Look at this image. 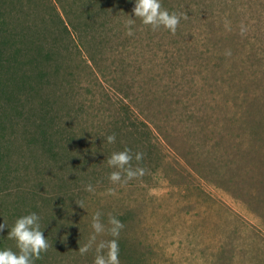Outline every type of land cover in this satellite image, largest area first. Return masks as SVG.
<instances>
[{
    "label": "rangeland",
    "instance_id": "1",
    "mask_svg": "<svg viewBox=\"0 0 264 264\" xmlns=\"http://www.w3.org/2000/svg\"><path fill=\"white\" fill-rule=\"evenodd\" d=\"M161 5L174 33L130 17L134 0H0V223L39 215L34 264H264V0ZM51 116L58 157L35 138ZM125 147L142 175L108 165Z\"/></svg>",
    "mask_w": 264,
    "mask_h": 264
},
{
    "label": "clouds",
    "instance_id": "2",
    "mask_svg": "<svg viewBox=\"0 0 264 264\" xmlns=\"http://www.w3.org/2000/svg\"><path fill=\"white\" fill-rule=\"evenodd\" d=\"M134 15L132 18L139 17L141 22L145 25H150L153 30L163 26L171 32H175L180 21V16L175 12H169L161 5V0H134V7L132 9ZM135 23L134 19L126 21V31L129 36L133 34L132 25ZM108 143H114L116 136L110 133L104 137ZM143 153L136 152L135 159L140 160ZM133 159L131 149L125 147L122 151L112 152L107 158V163L110 167L115 169H123L126 173V179H131L136 175H142L143 168L133 170L129 164ZM121 171H112L109 173V180L112 182L121 181ZM87 191H93L91 184L85 185ZM100 213L96 212L92 218V228L95 232L103 230V225L100 222ZM110 222L113 224L112 232L114 235L118 234L119 229L123 227L122 223L116 218L111 217ZM7 226V236L16 241L18 251L11 249H0V264H34L36 259H39L41 253L48 248L46 236L40 227V217L36 212H29L28 214L17 217L9 229L6 223H0V231ZM115 242H113L114 248ZM89 245L85 244L79 246L81 254L87 252ZM95 264H119L116 251L110 253L108 260L103 257H97Z\"/></svg>",
    "mask_w": 264,
    "mask_h": 264
},
{
    "label": "trees",
    "instance_id": "3",
    "mask_svg": "<svg viewBox=\"0 0 264 264\" xmlns=\"http://www.w3.org/2000/svg\"><path fill=\"white\" fill-rule=\"evenodd\" d=\"M65 9H67V8H65ZM2 17H3V15L2 16L0 15V21L4 20ZM61 19H62L61 21L63 22V29L65 31H68L69 26H72L75 30L77 29V27H78V26H76L77 24H74L72 21L67 23L64 21V18H62V17H61ZM81 23H83V22L81 21ZM2 24L4 25L3 22H2ZM86 24H89V23L86 22ZM5 35H7V34L4 33V34L0 35V67H2L4 64L6 49L8 48V46H11L10 39L8 37H6ZM50 51L47 50L44 54V56L47 57V60L51 59V57H52V53H50ZM15 57H16V54H15ZM43 73H45V72H43ZM55 119H56L55 116H51L49 118V120L44 125H42V127L39 129L38 137L36 136L35 138L38 139V141H40L43 148H45L47 150V152H49L50 154H53L54 157H58V155L60 153H64V148H65V151H66V149H68L69 145L65 146L59 139H56L54 137L56 131H58L55 129ZM45 125H47V126L45 127ZM145 125L148 127L147 124H145ZM145 130L150 131L151 129L149 128V129H145ZM60 150H61V152H60Z\"/></svg>",
    "mask_w": 264,
    "mask_h": 264
}]
</instances>
